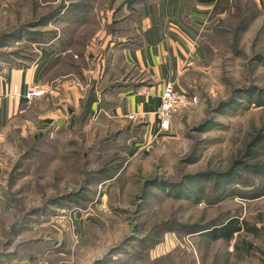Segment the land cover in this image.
<instances>
[{
  "label": "rangeland",
  "instance_id": "1",
  "mask_svg": "<svg viewBox=\"0 0 264 264\" xmlns=\"http://www.w3.org/2000/svg\"><path fill=\"white\" fill-rule=\"evenodd\" d=\"M60 1L0 0V69L25 67L53 35H59L62 60L48 75L69 71L65 58L71 51L78 54V63L86 57L85 80L92 83L91 62L99 61L104 51L103 35L112 12L105 0L102 7L95 0H78L86 3L80 15L84 19L74 18L68 29L57 22L29 25ZM227 3L234 10L216 15V25L201 37L206 48L203 62L190 66L180 80L178 90L196 95L198 102L175 114L168 129H161L159 121L157 131L146 126L135 137L109 140L106 133L124 127L128 132L131 123L98 120L103 126L90 122L81 133L44 135L36 147L40 151L29 153L33 122L20 129L17 124L7 127L9 135L0 140V207L10 212L5 226L22 215L27 224L13 238L17 248L5 250L0 243V253H16L5 256V264H152L161 255H169L163 264H264V194L240 195L244 192L238 186L243 185L233 177L216 202L189 196V190L199 186L210 196L222 191L214 190L207 179L189 182L190 176L226 171L239 159L264 164V104L245 103L246 96L240 94L242 89H264V0ZM126 7L136 8L133 0ZM244 16L249 19L242 28ZM16 26L23 28L6 37ZM33 29L37 43L28 40ZM74 75L55 83L77 79L83 85ZM60 90L63 99H71V89ZM230 97L236 100L215 110ZM237 170L254 186L261 180L241 165ZM20 171L24 175L11 182ZM180 183L185 189L174 195L170 184ZM44 202L45 211L25 215ZM232 218L241 230L228 241L213 240L205 230H189ZM39 239L49 242L43 253L24 257V247L29 242L36 246Z\"/></svg>",
  "mask_w": 264,
  "mask_h": 264
},
{
  "label": "crops",
  "instance_id": "2",
  "mask_svg": "<svg viewBox=\"0 0 264 264\" xmlns=\"http://www.w3.org/2000/svg\"><path fill=\"white\" fill-rule=\"evenodd\" d=\"M218 8L219 0L209 4H198L195 0L145 2L143 4L145 19L141 31L143 46L124 49L123 62L136 68L148 79L153 75L154 79L150 80V87L120 93L118 104L105 110V117L113 122L143 121L151 131L159 130L158 110L164 86L170 82L177 89H181L180 80L189 67L203 62L201 37L216 25L215 16L220 15L216 14ZM103 36L104 40L101 37L98 40H103L105 49L108 43L110 45L112 43L107 32H104ZM58 37L59 35L45 43L46 46L41 47L34 59L25 67L10 65L0 69V140H3L2 135H9L7 127L11 124H17L20 129L21 124L29 121L35 126L32 134L35 140L44 135H54V132H57L55 135L69 134L76 129V118L81 112L82 101L89 85L83 81H80L83 84L80 85L77 79L64 80L56 84L61 77L71 76L68 71H55L48 75L62 60L60 57L62 53L58 50ZM107 54L102 52L99 61L96 59L91 62L92 66L96 63V69L93 66L92 71L90 70L93 77L102 73ZM74 57L76 58V55ZM67 62L66 57V67ZM34 87L43 90V93L34 97L26 109L24 94ZM60 88L71 89L70 100L68 98L66 101L61 97L64 92L62 93ZM15 90L16 93H13ZM96 111L94 104L87 125L91 122L95 123L96 127L103 126L98 121L99 118L97 119L98 114L95 115ZM93 116L96 118L91 121ZM35 135L38 138H35ZM0 201L3 204L2 199ZM8 212H3L0 207V217H8L10 213ZM5 259L7 260L6 257H0V264H5L3 261Z\"/></svg>",
  "mask_w": 264,
  "mask_h": 264
},
{
  "label": "trees",
  "instance_id": "3",
  "mask_svg": "<svg viewBox=\"0 0 264 264\" xmlns=\"http://www.w3.org/2000/svg\"><path fill=\"white\" fill-rule=\"evenodd\" d=\"M93 1V0H92ZM104 0H95V5L102 7V2ZM132 0H105L104 4L112 12L111 20L108 22L106 26V32L111 38V43L107 44L106 48L104 49L103 53L107 52V57H105V63L103 66V71L99 76H94L92 78V83L90 82V85L87 89L86 96L84 100L82 101V109L79 113L78 117L76 118V129L74 132L77 131L81 133L82 127L87 125L88 120L91 115L92 106L96 105V114H98L97 119L99 118L100 121H107V118L104 115L105 110L110 109L118 104V98L119 94L126 91H136L139 88L143 87H150V79L146 78L144 74L139 73V71L134 68L133 66L128 65L127 63L123 62V50L124 49H135L140 48L143 46V39L141 37V31L144 25V11H143V4L145 2H152L153 0H133L134 5L136 6L135 10H125L127 8L126 6L128 3ZM198 4H209L216 0H195ZM220 6L218 8V14L225 13L228 11H232L231 6L227 5V0H219ZM56 4V3H55ZM86 3L83 1H70L69 3H65L63 0L57 3L54 6L48 7L44 13H41L39 15V18L36 16L33 21H30L29 25H31L33 28L36 26H40L42 24L57 22L60 26H65L66 29L69 28L70 22L75 18H78L79 21H83L84 16L80 15L82 13H85ZM238 11V14L241 13V8L239 6L235 9ZM36 14V12H35ZM249 16H244L241 19L242 28L245 26V24L248 22ZM143 21V22H142ZM23 27L16 26L14 27V30L11 31V33H7L5 36H12L16 32H20V30ZM241 28V29H242ZM37 30L33 29L31 33H29L28 40L32 43H37L38 38L35 37ZM53 34L56 33V31H52ZM57 35H55L56 37ZM54 38V35L53 37ZM51 38V39H52ZM67 38V37H65ZM50 40V39H49ZM63 40V39H62ZM61 40V42H62ZM69 41V39H66ZM70 43V42H69ZM201 47L203 51L205 52L206 48L202 43L201 40ZM69 55L67 57V65L69 68L70 74L74 73L75 75L79 76V79L83 81L86 84V74L84 73L86 67V60L85 57L79 59L80 63L76 60L75 62V55H78L76 52L72 53L69 51ZM81 55V54H80ZM78 57V56H76ZM94 68L96 69V63H93ZM85 80V81H84ZM244 90V91H243ZM241 95L246 96L245 103H251L252 105H263L264 104V89H256V91H252L249 89H242L240 92ZM235 97H230L228 101L221 102V104L217 105L215 107V110L219 108H224L227 105H231L235 101ZM132 127L131 130L127 132L126 127L123 129H118L114 132H108L105 135H111L110 137H107L109 140H114L120 136L118 135H124L126 137L132 138L135 137V135H140L144 132V128L146 127V123L143 121L133 123L130 122ZM44 137V136H43ZM42 137V138H43ZM47 137V135H46ZM125 137V138H126ZM40 138V139H42ZM39 139V140H40ZM21 140H24L23 138ZM31 147L29 149V153L31 151L39 152L40 150L37 147L38 140H35L33 138H30ZM128 147L125 145V150H127ZM28 152L26 153V156L28 155ZM33 154H30V156ZM241 165L244 169L253 172L257 174L258 177H261L260 182H258L257 186H254V183L246 182L242 176V173L237 170L238 166ZM100 170V168L98 169ZM16 171V170H15ZM17 172V171H16ZM198 174H204V175H193L189 177V182L197 181L201 179H207L209 181V185L212 186L214 190H222L220 193H217V191L210 196L206 192V187L199 186L197 190H189V196L193 200H206L207 202H216L218 198H221V196L224 194L223 190H225L227 187L226 185L230 182V180L233 177H236L237 181H239L243 187L238 188L241 189L240 191H243L244 193L240 192V195L249 196V195H255L259 196L264 194V164H250L247 161L243 159H239L237 162H233L230 168L226 171H208L205 173H198ZM24 174L22 171L16 173V175L11 176V182L14 177V182L17 178L22 177ZM112 178V177H111ZM108 177V179H111ZM162 182L158 183L160 185ZM13 184V183H12ZM12 184H9V187H11ZM246 184V185H245ZM170 189L172 190V193L174 195H178L182 192L183 189H185V184L180 183V185L170 184ZM216 195V196H215ZM7 198L10 201H13V197H10L7 194ZM41 209H44L45 211L46 204L43 203L42 207H36L32 208L29 211H27L26 214L31 215L35 213H39ZM7 218V217H6ZM5 217H0V230H1V245L3 249H9V248H17L15 245H13V238L15 235H18L17 232L20 231L21 227L25 226L24 221V215L17 218L16 222H11L7 226L4 225ZM27 224V223H26ZM180 226L182 224H179ZM179 226V227H180ZM181 228H183L181 226ZM189 229V227H187ZM190 232H201L204 231L208 237H210L213 240L222 239L224 241L230 240L234 234H237L241 229L238 224V221L235 219H229L224 222H220L218 224L213 225H200V226H194ZM208 230V231H206ZM203 232V233H204ZM202 234V233H201ZM43 243H46L45 245ZM157 243V242H155ZM154 243V244H155ZM41 244V245H39ZM49 242H46L44 239H39V243L34 246L35 244L28 243L26 247H24V250H28L26 253H23L24 257H32L35 252L43 253V249L45 246H48ZM18 246V245H17ZM143 246V245H141ZM8 254H5L4 252L0 253V257H8L11 256L9 254V251H7ZM22 253V251H20ZM144 252V251H143ZM20 253V254H21ZM139 253H142L140 251ZM16 253H13L14 255ZM25 254V255H24ZM138 254V253H137ZM169 255H161L157 258H154L151 263L152 264H163L165 259ZM139 258H142L141 255H138ZM168 263V262H167ZM165 263V264H167Z\"/></svg>",
  "mask_w": 264,
  "mask_h": 264
},
{
  "label": "built area",
  "instance_id": "4",
  "mask_svg": "<svg viewBox=\"0 0 264 264\" xmlns=\"http://www.w3.org/2000/svg\"><path fill=\"white\" fill-rule=\"evenodd\" d=\"M149 79L153 80L154 76L150 75ZM13 93H16V90L13 91ZM42 93L43 90L36 87L28 89L24 94L27 104L26 109L30 105L32 99ZM197 102L198 97L196 95H191L189 93L180 91L176 89V87L170 82L166 83L161 95V105L158 110L160 128L164 130L168 129L175 114L195 106ZM93 118L95 119L96 117L93 116ZM130 118H132V116ZM73 232L74 230L72 229V236H74L75 239L76 237Z\"/></svg>",
  "mask_w": 264,
  "mask_h": 264
}]
</instances>
